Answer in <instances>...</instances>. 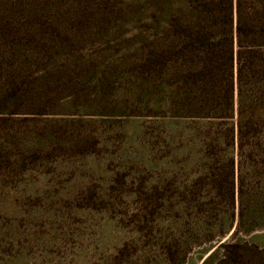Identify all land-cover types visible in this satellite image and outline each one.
Returning a JSON list of instances; mask_svg holds the SVG:
<instances>
[{
	"label": "rangeland",
	"instance_id": "rangeland-1",
	"mask_svg": "<svg viewBox=\"0 0 264 264\" xmlns=\"http://www.w3.org/2000/svg\"><path fill=\"white\" fill-rule=\"evenodd\" d=\"M153 4L0 0V264H220L235 224L188 200L207 124L160 104ZM237 240L264 264V231Z\"/></svg>",
	"mask_w": 264,
	"mask_h": 264
},
{
	"label": "trees",
	"instance_id": "trees-1",
	"mask_svg": "<svg viewBox=\"0 0 264 264\" xmlns=\"http://www.w3.org/2000/svg\"><path fill=\"white\" fill-rule=\"evenodd\" d=\"M153 2L160 104L171 117L207 124V166L188 200L219 218L212 228L226 216L235 224L217 249L220 264H242L238 236L264 231V0Z\"/></svg>",
	"mask_w": 264,
	"mask_h": 264
}]
</instances>
